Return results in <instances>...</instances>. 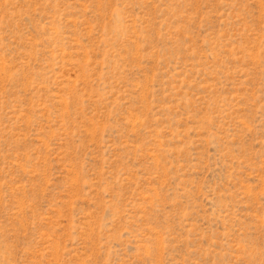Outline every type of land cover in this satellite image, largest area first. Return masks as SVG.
I'll return each instance as SVG.
<instances>
[{
  "label": "rangeland",
  "instance_id": "obj_1",
  "mask_svg": "<svg viewBox=\"0 0 264 264\" xmlns=\"http://www.w3.org/2000/svg\"><path fill=\"white\" fill-rule=\"evenodd\" d=\"M0 264H264V0H0Z\"/></svg>",
  "mask_w": 264,
  "mask_h": 264
}]
</instances>
